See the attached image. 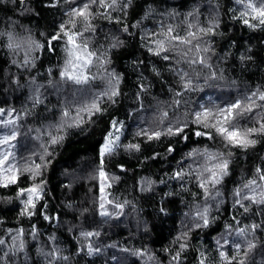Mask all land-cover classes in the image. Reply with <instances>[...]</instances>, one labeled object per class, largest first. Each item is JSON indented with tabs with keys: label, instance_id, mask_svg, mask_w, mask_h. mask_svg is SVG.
<instances>
[{
	"label": "trees",
	"instance_id": "16d2710c",
	"mask_svg": "<svg viewBox=\"0 0 264 264\" xmlns=\"http://www.w3.org/2000/svg\"><path fill=\"white\" fill-rule=\"evenodd\" d=\"M249 4L264 8L0 0V140L16 137L0 144V264H264V17ZM135 87L152 103L128 116ZM105 171L127 199L108 184L107 202Z\"/></svg>",
	"mask_w": 264,
	"mask_h": 264
},
{
	"label": "snow or ice",
	"instance_id": "6c2138e0",
	"mask_svg": "<svg viewBox=\"0 0 264 264\" xmlns=\"http://www.w3.org/2000/svg\"><path fill=\"white\" fill-rule=\"evenodd\" d=\"M87 7L88 6L85 5V8H87ZM249 7H251L252 10L254 12H256L258 17H264V8H256L254 5H251V4H249ZM78 15L84 16L85 12L83 10H81L78 13ZM260 22L262 24H264V19H261ZM244 23L248 24V21L245 20ZM61 27L63 28V26H61ZM56 38L57 37H53V39H56ZM69 40L71 41L72 37H69ZM165 58H167V57H165ZM73 68H75V65H73ZM61 75L66 77L69 80L74 81L76 84L87 83V79H88L86 76L81 77V76L75 75L73 72H70V71H67V70L65 72H62ZM260 99L264 100V95H261ZM239 107H240L239 102H237L235 104H232L230 106V108H229V112H231V109H235V108H239ZM2 111L3 110L0 109V112H2ZM248 111H251V108H249ZM65 115H67V113H65ZM197 115L199 116L200 114L197 113ZM225 120H227V117H225ZM9 123H11V121L4 122L5 127H7V125ZM113 126L115 127V122H114ZM182 131H183L182 129L177 128V132H182ZM248 131L251 132V131H254V129H249ZM217 132L222 134V135H224L225 138L228 141H230V142H232V143H234L236 145L247 146V144L253 143V141L247 140L244 136L241 135V133L238 130H236L234 128L232 130H229V128H227V127H219V128H217ZM156 135L158 136L159 133H157ZM196 135L197 136H201V135H204V133L197 132ZM15 138H16L15 134L6 135V136H4V138L2 140H0V144H8L11 140H14ZM52 142L56 143V140L53 139ZM111 144H112V141H110V140H106L105 141V144H104V146L101 149V154L102 155L105 152H111L112 151ZM189 155H191V153ZM7 159H8V156H4V158L2 160H0V164H3L4 161L7 160ZM209 159H215V157H209ZM216 167L221 169V170H225L227 168V162L220 163V164L216 165ZM208 171H210L211 174H212V177L215 178L216 172L214 170H212V169H208ZM177 175H179V173ZM261 179H264V176H262ZM10 180H11V182H15L16 177L13 176V177L10 178ZM250 183H255V181H251ZM201 187H203V185H201ZM28 191H30L32 193H35L37 191V189L36 188H32V189H30ZM28 203L32 204L31 199H29ZM89 235H90V233H89ZM0 243H2V241H0ZM223 255H224V253H221V256H223Z\"/></svg>",
	"mask_w": 264,
	"mask_h": 264
},
{
	"label": "rangeland",
	"instance_id": "374dc122",
	"mask_svg": "<svg viewBox=\"0 0 264 264\" xmlns=\"http://www.w3.org/2000/svg\"><path fill=\"white\" fill-rule=\"evenodd\" d=\"M126 108L124 112H127L128 116H131L135 111H136V107H140V106H145L147 104L152 103L151 102V98L150 96L147 94L146 91H144L141 88H137L135 87L133 89V92H130L127 97H126ZM150 102V103H149ZM115 122V127L113 126ZM124 126V120L122 118L120 119H116L112 122L111 128L108 130V132L106 133L104 140L102 142L101 145V149L105 144L106 140H110L112 141L111 147H114L115 145L118 144L119 138L121 136L122 133V128ZM105 178L107 180V184L104 183L103 187H104V191H105V196H106V200L108 201H113L111 200L108 196V191H106L105 186L106 185H115L116 189H115V193H118L119 195H123L124 199H127V190L129 188L130 183H122L123 180V175H121L120 173H110L105 171ZM117 205H119V203H116ZM101 211L103 213H107L109 211L108 206L106 205V202H103L102 205V209Z\"/></svg>",
	"mask_w": 264,
	"mask_h": 264
}]
</instances>
